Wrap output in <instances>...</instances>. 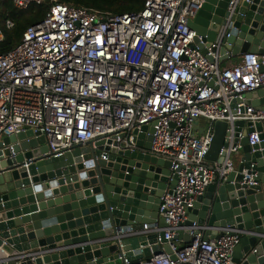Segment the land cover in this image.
Masks as SVG:
<instances>
[{
  "label": "built area",
  "instance_id": "built-area-1",
  "mask_svg": "<svg viewBox=\"0 0 264 264\" xmlns=\"http://www.w3.org/2000/svg\"><path fill=\"white\" fill-rule=\"evenodd\" d=\"M44 1L13 0L20 10ZM52 1L46 17L30 26L15 48L0 54V140L32 129L45 136L49 157L114 136L119 149L145 151L135 130L151 128L148 151L171 161L176 175L174 187L161 197L167 226L156 221L100 241L117 239L123 246L121 235L157 233L161 243L164 230L172 253L130 260L124 252L123 264H239V230L186 222L199 196L234 168L233 154L240 147L235 122L264 120V109L246 102L247 93L264 87V55L249 51L221 66L220 43L229 36L222 32L205 53L204 40L200 36L195 42L189 21L206 0H145L142 10L120 15ZM243 1L252 0H230L228 15ZM6 26L14 21L7 19ZM200 119L207 121L202 133L194 127ZM218 120L228 123L223 163L207 159ZM248 139L250 145L262 141L258 131ZM217 230L219 238L211 235ZM180 231L190 235L189 241L175 239ZM3 258L0 264H9Z\"/></svg>",
  "mask_w": 264,
  "mask_h": 264
},
{
  "label": "water",
  "instance_id": "water-1",
  "mask_svg": "<svg viewBox=\"0 0 264 264\" xmlns=\"http://www.w3.org/2000/svg\"><path fill=\"white\" fill-rule=\"evenodd\" d=\"M230 0H206L189 24L205 53L222 32L221 61L252 51L264 55V0L243 1L228 15ZM209 58L212 57L209 55ZM246 102L264 109V87L246 94ZM234 168L212 182L189 208L187 224L239 230L235 259L239 264H264V120H238ZM196 120L194 127L202 131ZM228 123L215 122L207 159L223 163L229 145ZM152 129L144 126L138 145L146 150L119 149L114 138L91 139L61 156H48L41 132L32 129L0 140V256L18 264H104L126 253L142 260L163 251L172 253L164 230L121 235L120 246L102 238L144 229L159 221L161 197L174 187L171 161L151 148ZM262 140L250 145L248 135ZM242 132V137L239 133ZM12 147V149H11ZM250 179L254 183L249 184ZM232 233H236L232 231ZM210 232H207L208 236ZM219 238L222 231L211 232ZM175 239L189 241L180 231ZM174 257V256H172Z\"/></svg>",
  "mask_w": 264,
  "mask_h": 264
},
{
  "label": "trees",
  "instance_id": "trees-1",
  "mask_svg": "<svg viewBox=\"0 0 264 264\" xmlns=\"http://www.w3.org/2000/svg\"><path fill=\"white\" fill-rule=\"evenodd\" d=\"M61 3L73 4L86 8L92 12L120 15L124 13L137 12L144 8L145 0H58ZM52 0H45L42 4L33 6L26 10H20L13 0H0V28L4 33V39L0 42V54L6 53L15 48L23 39L26 30L43 20L49 12ZM11 18L14 26L7 28L6 20ZM235 61L238 57L228 60ZM228 60L221 62L226 66Z\"/></svg>",
  "mask_w": 264,
  "mask_h": 264
},
{
  "label": "crops",
  "instance_id": "crops-1",
  "mask_svg": "<svg viewBox=\"0 0 264 264\" xmlns=\"http://www.w3.org/2000/svg\"><path fill=\"white\" fill-rule=\"evenodd\" d=\"M235 61V59H231V60H228V62H227V65H229L230 63H232V62H234ZM199 127L200 128H202V131L201 130H199L198 129V131L200 132V133H202L203 131H204V128L207 126V121L206 120H204V119H200L199 120ZM212 161V160H211Z\"/></svg>",
  "mask_w": 264,
  "mask_h": 264
},
{
  "label": "rangeland",
  "instance_id": "rangeland-1",
  "mask_svg": "<svg viewBox=\"0 0 264 264\" xmlns=\"http://www.w3.org/2000/svg\"><path fill=\"white\" fill-rule=\"evenodd\" d=\"M9 264H14V263H9ZM104 264H123L122 259H114L110 260L108 262H105Z\"/></svg>",
  "mask_w": 264,
  "mask_h": 264
}]
</instances>
